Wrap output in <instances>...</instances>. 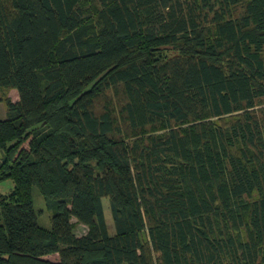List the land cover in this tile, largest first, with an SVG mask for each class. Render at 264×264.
<instances>
[{"label": "trees", "instance_id": "1", "mask_svg": "<svg viewBox=\"0 0 264 264\" xmlns=\"http://www.w3.org/2000/svg\"><path fill=\"white\" fill-rule=\"evenodd\" d=\"M0 87V264H264V0H0Z\"/></svg>", "mask_w": 264, "mask_h": 264}, {"label": "rangeland", "instance_id": "2", "mask_svg": "<svg viewBox=\"0 0 264 264\" xmlns=\"http://www.w3.org/2000/svg\"><path fill=\"white\" fill-rule=\"evenodd\" d=\"M6 97H9L12 101H16L18 99V93L13 88L6 89L0 87V118H4L6 115V105L4 102V99ZM11 187H12V182L10 180L1 182L0 193L8 192L11 189ZM33 201H34V207H35L38 223L45 228H49L51 225V221H50L51 211L47 209L43 196L40 194L37 188L33 189ZM103 205H104V213H105L108 231L110 234H113L114 224L111 217V212L109 209V201L107 197L103 198ZM85 229H86L85 226L79 225L75 228V232L77 235H81L85 232ZM55 255L56 254H54V256H49L48 258L52 260H56L57 255L56 256Z\"/></svg>", "mask_w": 264, "mask_h": 264}, {"label": "water", "instance_id": "3", "mask_svg": "<svg viewBox=\"0 0 264 264\" xmlns=\"http://www.w3.org/2000/svg\"><path fill=\"white\" fill-rule=\"evenodd\" d=\"M4 156V152L0 150V159Z\"/></svg>", "mask_w": 264, "mask_h": 264}]
</instances>
